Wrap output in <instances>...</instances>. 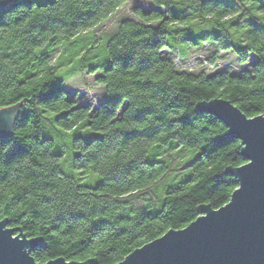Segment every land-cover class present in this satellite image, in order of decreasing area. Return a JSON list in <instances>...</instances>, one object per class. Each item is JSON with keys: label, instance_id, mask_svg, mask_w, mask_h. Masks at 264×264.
Listing matches in <instances>:
<instances>
[{"label": "trees", "instance_id": "16d2710c", "mask_svg": "<svg viewBox=\"0 0 264 264\" xmlns=\"http://www.w3.org/2000/svg\"><path fill=\"white\" fill-rule=\"evenodd\" d=\"M6 1L0 109L18 107L0 137V216L45 243L31 251L37 262L115 264L201 205L229 201L237 182L226 168L244 163L240 141L196 104L222 97L248 117L264 113V0H146L110 32L96 27L128 0ZM69 45L80 46V65L63 77ZM86 72L104 89L98 106L65 86ZM179 147L198 151L179 166ZM69 153L76 175L61 168ZM90 174L100 181L82 184Z\"/></svg>", "mask_w": 264, "mask_h": 264}, {"label": "water", "instance_id": "95a60500", "mask_svg": "<svg viewBox=\"0 0 264 264\" xmlns=\"http://www.w3.org/2000/svg\"><path fill=\"white\" fill-rule=\"evenodd\" d=\"M6 2L0 0V9ZM17 107L0 109V137L11 134ZM196 109L223 122L227 136L240 141L244 163L226 168L237 187L225 204L201 205L187 227L168 229L115 264H264V113L248 117L222 97L199 101ZM33 239L39 240L0 221V264H45L31 255ZM46 262L97 264L94 258Z\"/></svg>", "mask_w": 264, "mask_h": 264}, {"label": "rangeland", "instance_id": "374dc122", "mask_svg": "<svg viewBox=\"0 0 264 264\" xmlns=\"http://www.w3.org/2000/svg\"><path fill=\"white\" fill-rule=\"evenodd\" d=\"M46 1L48 0H36L37 3H44ZM135 4L148 5L146 0H134L133 3H129V0H128V3L125 4V6L123 5L118 11L112 14L107 20L101 22L100 25L96 27L97 31L102 32V29L104 32L112 31L113 28L115 27L116 22L119 20V18L129 14L128 7L131 5H135ZM205 46L206 48H208V44L203 45L202 47H198V48H190L189 56L190 55L191 56H203L205 51L203 52L202 50H205ZM79 49H80V46H73V45L70 46L69 45L67 48H65L62 51V54L60 55H61V58L65 59V61L58 69V74L60 76H63V77L68 76L73 66L77 67L78 65H80L77 60L78 59L77 57L80 54L76 56L77 51L74 52V50H78L81 53ZM104 51H105L104 49H99V52H98L100 56H102V58L106 54ZM71 54H75L74 55L75 59L71 62H67L66 58L70 56ZM96 74L97 73L86 72L82 74L72 75L66 79L65 86L66 88L70 90L71 93L75 95V97L79 100L80 103L89 102L92 105L94 104L98 106L99 104L103 102L105 93H104L103 87L94 81ZM155 147H156V144H152L150 146L149 150L146 153L147 160L151 159L152 154L155 151ZM177 149L179 151L183 150L182 154H180L178 161H177V165L179 166L184 165L188 163L189 161H191L194 155L198 151L196 148H190V147H179ZM72 155H73L72 153L64 154L61 160L62 171L67 175H76L77 173V170H75L73 166ZM100 179H101L100 176L97 174L82 175L80 182L84 185L91 186L95 184L97 181H100ZM180 179H181V176L173 175L168 180L169 182L173 183V182L179 181Z\"/></svg>", "mask_w": 264, "mask_h": 264}, {"label": "snow or ice", "instance_id": "6c2138e0", "mask_svg": "<svg viewBox=\"0 0 264 264\" xmlns=\"http://www.w3.org/2000/svg\"><path fill=\"white\" fill-rule=\"evenodd\" d=\"M134 2V0H129V3H133ZM193 71H196V70H193ZM61 111H64L63 109L61 110ZM53 115H56V113H53ZM262 115H264V114H262ZM12 154V152H11V150L9 151V155H11ZM8 219V217H6V216H0V221H5V220H7ZM185 227H187V226H185ZM31 239V238H30ZM33 246L34 247H37V248H40V247H45L46 245H45V243L43 242V241H41V240H35V239H33ZM54 259V258H53ZM45 264H47V262H45Z\"/></svg>", "mask_w": 264, "mask_h": 264}]
</instances>
